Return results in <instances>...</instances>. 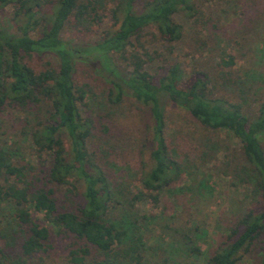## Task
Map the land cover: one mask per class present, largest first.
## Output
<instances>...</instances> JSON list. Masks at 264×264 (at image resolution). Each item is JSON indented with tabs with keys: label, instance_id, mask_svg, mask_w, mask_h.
<instances>
[{
	"label": "trees",
	"instance_id": "16d2710c",
	"mask_svg": "<svg viewBox=\"0 0 264 264\" xmlns=\"http://www.w3.org/2000/svg\"><path fill=\"white\" fill-rule=\"evenodd\" d=\"M198 1L203 0H0V12L12 9L15 27L14 32L0 28V115L9 107L23 112L22 133L38 161L33 164L21 152L0 147V264H29L30 257L50 248L49 229L31 211L74 239L68 252L71 264H143L136 206L146 198L157 203L183 172L177 146L166 136L167 102L188 113L204 132L226 131L236 139L237 149L225 148L220 174L251 184L258 199L230 223L203 264H239L262 241L264 101L244 107L243 81L223 70L212 76L198 68L187 74L177 64H166L164 75L146 69L153 61L145 50L147 37L161 41L168 52L181 40L184 28L178 14L192 19L197 33L202 32L206 21ZM212 1L224 0H205ZM105 14L112 23L104 30ZM94 22L101 28L93 30ZM65 27L96 38L85 44L66 42L61 37ZM35 55L49 56L56 64L45 61L36 68L30 63ZM77 62L106 80L109 104L129 96L147 108L144 146L151 166L139 179L142 190L134 193L114 178L108 158L112 150L95 145L96 123L84 112L91 88L75 82ZM223 64V69L231 68L234 58L228 56ZM204 141L211 152H201L200 158L207 164L214 160L215 145ZM72 181L82 182L83 202L71 200L73 209L60 207L54 187L67 185L73 195ZM116 207L124 213L119 220L109 216ZM193 244L185 234L181 245L200 258ZM15 248L19 254L7 252Z\"/></svg>",
	"mask_w": 264,
	"mask_h": 264
},
{
	"label": "rangeland",
	"instance_id": "374dc122",
	"mask_svg": "<svg viewBox=\"0 0 264 264\" xmlns=\"http://www.w3.org/2000/svg\"><path fill=\"white\" fill-rule=\"evenodd\" d=\"M198 4L204 10L207 23L202 32L197 33L192 19L178 14L176 20L184 28L181 40L168 52L163 49L161 41L147 37L145 50L153 61L146 64V69L152 74L164 75L166 64H177L187 74L198 68L212 76L223 70L231 79L243 81L240 91L244 92V99L241 102L244 107L252 104L254 108L256 104L252 101H264V0H203ZM11 11L7 7L0 12V28L14 32ZM111 23L110 16L105 14L102 29L110 27ZM98 28L101 27L94 22L92 29ZM148 31L157 35L154 27ZM61 37L73 44L89 43L96 38L94 34L85 36L68 27L63 29ZM228 56L234 58V65L223 69V60ZM45 61L56 64L49 56L37 55L30 63L38 68ZM73 77L75 82L90 85L84 112L86 116L91 115L96 123L95 145L112 150L108 158L113 165V177L126 183L134 193L142 190L139 179L151 166L144 146L147 108L129 96L118 105L109 104L106 101L108 83L93 67L82 62H77ZM165 110L167 140L172 147L177 146L183 172L179 180L160 195L157 203L146 198L136 206L145 248L143 264H203V258L212 254L224 239L230 223L258 199L251 184H242L233 177L220 174L225 148L237 149L236 139L226 131L204 132L188 113L170 102L166 103ZM23 118V112L10 107L0 115V147L21 152L22 158L37 164L28 139L22 133ZM204 139L215 145L211 153L214 160L207 164L200 158L201 152H211ZM262 141L264 143V136ZM72 183L75 186L73 195L67 192V185L54 187L60 207L73 209L76 203L83 202L82 182ZM31 214L34 220L49 229L47 244L50 248L30 257L29 264H71L68 252L74 239L62 236L48 224L43 214L34 211ZM123 214L121 208L116 207L109 216L119 220ZM185 234L191 236L193 246L201 253L200 258L193 257L181 245ZM7 252L16 255L20 250L8 249ZM263 255L264 238L239 264H261Z\"/></svg>",
	"mask_w": 264,
	"mask_h": 264
}]
</instances>
